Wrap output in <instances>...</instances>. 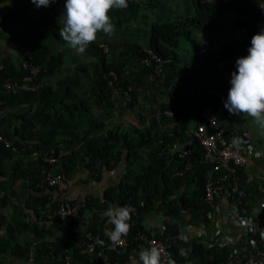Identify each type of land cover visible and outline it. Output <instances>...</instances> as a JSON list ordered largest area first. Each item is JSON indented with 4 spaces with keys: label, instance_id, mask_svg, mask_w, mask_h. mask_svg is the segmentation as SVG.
Segmentation results:
<instances>
[{
    "label": "trees",
    "instance_id": "16d2710c",
    "mask_svg": "<svg viewBox=\"0 0 264 264\" xmlns=\"http://www.w3.org/2000/svg\"><path fill=\"white\" fill-rule=\"evenodd\" d=\"M156 1L127 0L126 8L111 10L114 34L99 33L96 41L83 54H78L66 49L64 43L55 48L54 38L58 36L51 35L52 29L58 35L59 28L63 27L61 2L64 4L65 0H55L48 7L41 6L37 16L25 10L28 9L25 4L31 0H0V6L10 3L8 16H17L26 27L18 38L24 48L23 55L19 59L9 55L0 59V134L12 144L5 147L0 143V208L5 204L7 193L12 192L11 186L16 179H22L31 188L30 208L34 219L29 224L34 238L30 243L34 241L36 246L29 264H43L45 260L51 262L54 259L56 264H90L98 254L106 257L107 264H125L124 259L132 251H138L135 235L137 230L144 228L141 222L150 209L162 216L161 238L164 239L172 236L182 223L197 224L211 219L208 214L212 206L205 202L203 195L212 164L205 158L204 148L191 131L205 122L209 114L218 111L217 102L207 93V87L228 94L229 88L213 83L212 75L219 71L218 64L224 60L235 71L237 58L248 54L251 37L264 29V9L259 6L264 0H189L187 5L184 4L183 15L169 21L149 22L145 18L146 12ZM20 9L22 17L18 15ZM224 10L237 15L233 27L244 30L243 37L227 35L217 42L211 39L206 46L196 47L195 54L191 55L186 44L197 41L192 30L220 29L222 26L214 14ZM138 15L148 25L145 47L165 60L159 74L154 72L152 65L141 63L145 52L140 44L117 36L116 30L132 19L137 20ZM104 42L108 46L106 51L99 46ZM192 58L207 67L202 69L205 84L193 91L194 99L201 105L208 103L211 108L207 116L198 115L194 121L184 109L183 86L170 87L173 81L183 78L177 70L178 62ZM154 92L168 97L169 102H160L158 112L150 106L149 119H142V126L129 132V128L116 118L123 109L132 110L137 98L151 101ZM112 119L117 122L110 125L108 121ZM232 128L234 126L230 124L229 129ZM235 138L242 145V138L239 135ZM13 147L20 149L21 154L13 151ZM32 151L36 152L35 156L30 155ZM145 153L149 155L148 161ZM44 156L56 160L48 162ZM76 167L86 169L94 181L100 180L104 169H123L119 183L106 191L105 196L118 206L135 209L129 221L131 230L126 236L129 244L124 250L107 247L112 241L104 234V229L113 226L105 219L99 220L96 213L90 216L91 225L81 228L85 223L84 212L99 207L94 198L79 201L78 217L62 219L51 213V217L39 218L40 209L55 189L47 184L35 186L40 175H44L41 171L45 169L60 175L68 184ZM237 174L240 193L236 195L235 203L242 206L243 202L250 210L260 194L258 180L254 177L247 182L242 168ZM77 200L57 197L51 207L55 210L61 203L71 205ZM173 219L179 222L172 223ZM4 221L0 212V223ZM221 224L218 221V225ZM17 226L24 227L26 223L18 220ZM63 226L70 233L51 240L52 228ZM87 233L98 235L105 244L95 247L92 253L84 252ZM184 245H173L175 262L186 259L179 254ZM188 245L187 260L191 264H226L232 251L231 245L208 246L199 237H191ZM10 249L13 255H27L21 251L11 228L5 238L0 237V260Z\"/></svg>",
    "mask_w": 264,
    "mask_h": 264
},
{
    "label": "built area",
    "instance_id": "2783aa9c",
    "mask_svg": "<svg viewBox=\"0 0 264 264\" xmlns=\"http://www.w3.org/2000/svg\"><path fill=\"white\" fill-rule=\"evenodd\" d=\"M214 1V0H207ZM99 46L105 51L108 49L107 44L100 43ZM145 56L141 59V63L147 66H153L154 72L159 74V70L164 63V59L159 57L150 49H143ZM35 70V69H33ZM207 93L214 97L217 104V113L209 114L206 121L199 123L197 127L191 131L199 140L204 148V156L212 164V170L208 174L206 181L205 194L203 198L207 204L212 206V210L208 216L211 218L202 223H182L177 231L168 238H161L163 230L144 227L136 232L135 240L137 242L138 251L156 246L162 248L165 253L172 254L174 244L185 245L182 247L186 250L183 255L184 261H177L176 264H191L187 260L189 242L191 236L189 230H193V237H199L209 245H231L232 251L226 264H264V175L260 177L258 188L261 190V196L258 202L250 210L242 203L238 206L235 203L236 195L239 191V176L237 170L243 166L249 165L253 160L264 159V151L257 149L254 144L245 140L243 149L236 145L237 130L229 129V125L233 120L248 117L246 115L231 114L224 107V101L227 94L222 93L211 86L206 89ZM250 118V117H249ZM252 119V118H251ZM251 126L256 129H262L257 122L252 119ZM0 143L5 147H11L10 141L0 134ZM13 151L21 154V150L13 147ZM31 156H35L36 152L32 151ZM48 162H54L56 158L52 156H44ZM264 169V162L262 163ZM44 175H40V179L36 182V187H43L44 184L55 187L50 200L39 211V218L51 217L52 214L59 215L64 219L68 216L78 217L79 201L68 205L61 203L55 210L51 207L52 201L57 197H61L67 188V183L60 175H53L50 171L43 169ZM213 173L216 176L213 177ZM216 199L224 201V208L219 209L216 205ZM221 215H219V212ZM226 217L228 220H224ZM221 221V226L218 225ZM87 242L83 249L84 252L92 253L98 245L105 244L98 235L86 234ZM128 237H122L119 243H110L107 247L115 250H124L128 244ZM188 243V244H187ZM36 243H33L30 256L33 255ZM243 251H241V249ZM167 259V256L165 257ZM175 260V259H174Z\"/></svg>",
    "mask_w": 264,
    "mask_h": 264
},
{
    "label": "crops",
    "instance_id": "0c3cea01",
    "mask_svg": "<svg viewBox=\"0 0 264 264\" xmlns=\"http://www.w3.org/2000/svg\"><path fill=\"white\" fill-rule=\"evenodd\" d=\"M188 3L189 0H162L161 2L157 0L155 2V5L152 4L148 8L145 18L149 22L155 20H159L162 22L169 21L175 16L183 15L185 13L184 4L187 5ZM1 5L2 10L3 8H6L9 13V8L11 6L10 3L6 2ZM25 5H27L28 7V9H25L26 11L29 10L30 13L37 16V13L39 12V8L41 6L34 11L31 9V5L34 6L35 4H33L32 2H28ZM19 13L20 14L18 15L22 17L21 9ZM214 15L216 16V19L218 18L219 25L222 27H220V29L204 32L196 31L195 29L192 30V36L197 41L193 42V44H186V46L190 47L189 53L191 55L195 54L194 49L196 47L202 45L206 46L211 39L217 42L218 39L222 41L227 35L235 36L238 39H241L243 37L245 31L242 29L236 30L233 27V21L238 18L235 13L229 10H224L223 12ZM9 16L20 21L17 16ZM137 18V20L132 19L131 22L126 24V26L119 27L120 32L119 30H116L117 36L124 34L125 37L123 38L131 39L137 44H140L141 42L145 43L147 34L145 32L148 31V25L145 24L141 19H139V15L137 16ZM25 29L26 27L22 25V30ZM51 33L52 36H58L55 29H52ZM190 61L187 60L178 62L177 70L180 71V73L183 75V78H180L179 81H173L172 86L170 87L173 88V85L175 84L183 86L182 99L185 103L184 109L191 116V121H194L195 117H197L198 115L204 117L207 116L210 113L211 108L210 105L206 102L205 104L201 105L198 100L194 99L195 95L193 93L195 89L200 88L205 84L206 77L202 72V69L207 67L206 65H201L202 63L199 64L198 60L195 58H192ZM69 65L70 67L73 66L72 63H69ZM217 70L219 71H216V73L212 75L213 83H221L223 86L226 85L228 88H230L231 73L234 71V69L229 68V66H227V61L224 60L220 64H218ZM162 101L169 102V98L163 96L162 94H158L157 92H154V95L151 97V101H146L143 98H137L134 102L135 107L132 110L123 109L122 114L116 119L118 121H122L126 125V127L129 128V132H133L135 127L142 126L140 122L142 119H145L146 121L149 119L151 115V110L149 109L150 106H153L156 112H158L159 103ZM204 101L208 102L207 99H204ZM116 119H112L108 121V123L112 125L117 122ZM251 123L252 121L248 120L247 118H242L240 120H236L234 125L239 131L249 132V134L253 135L255 139H259L261 144L260 147L264 148V131L254 128L253 126H251ZM144 157L147 161L149 160L148 153H145ZM6 165L9 166V162H7ZM122 170L123 169L121 167H116L115 169L113 168L111 170L104 169L102 171L101 178L98 181H94L90 173L84 168L76 167V169H74V171L71 173V178L67 184V188L61 195L62 198L66 199L67 201L78 199L80 201L83 200V202L88 199V201H91V199L94 198V201H98L99 203L98 208L92 207V211L86 210L84 212L83 218L85 223L81 226V228H85L91 225L90 216H93V213L97 214L99 220L105 219V221H107V217L104 215V213L108 209L109 205H112L114 207L118 206L116 202L108 199L105 196V193L109 189L115 188V186L119 183L121 179L120 173ZM262 172L263 169L260 162H255L254 165H248L242 169V174H244L247 182L253 179L255 176L262 174ZM11 188L13 189L12 192L7 193L5 204L0 208V212H2L5 218V221L3 223H0V237L5 238L7 232L11 228L15 234L21 251L24 253V255H27H13V253H11L12 249H10L8 250L9 253H7V255L0 260V264H29L30 262H32L30 250H32V246L34 243V241L30 243L34 238V233L30 229L29 224L34 219V212L30 208V204L32 203V190L29 186L25 185V181H23L22 179H16L12 183ZM184 217H187V215H184ZM223 219L228 220L227 217L226 219L225 217ZM18 220L26 223V226L18 227ZM175 222L178 223L179 220L173 219L172 223ZM141 223L144 227L147 228L149 227L160 230L164 228L161 214H159L157 211H154V209H150V211L145 214L144 219ZM67 233H70V230L68 232L67 227H53L50 235L51 240H54V238L62 234H65L67 236ZM188 233L191 237H193V230H189ZM138 252L139 251H132V253H130V255L124 259L125 264H131V258L134 256L138 260ZM43 264H56V261L55 259L51 262L45 260ZM90 264H107L106 257L102 254H98L95 256L94 260L90 261Z\"/></svg>",
    "mask_w": 264,
    "mask_h": 264
},
{
    "label": "clouds",
    "instance_id": "9594fccd",
    "mask_svg": "<svg viewBox=\"0 0 264 264\" xmlns=\"http://www.w3.org/2000/svg\"><path fill=\"white\" fill-rule=\"evenodd\" d=\"M31 2L37 7H48L55 0H31ZM127 6V0H65L61 21L63 27L59 28V35L70 48L78 54H83L88 46L96 41L99 33L102 32L108 36L114 34L115 26L109 13L113 9H123ZM259 6L264 9V4H259ZM142 49L149 48L144 46ZM247 52L246 56L239 57L235 61L236 70L231 73V87L228 94L225 93L227 99L224 101V107L231 114L248 116L245 118L250 121L253 119L264 129V29L251 37ZM236 120H233L232 124L237 130V135L243 140L242 145H239L236 140V145L243 149L244 141L247 140L253 143L255 148L264 151V148L260 147L259 139H255L249 132L239 131L235 127ZM255 162H260L262 166L264 159H255L249 165H254ZM244 167L246 166L241 168ZM263 175L264 169L262 174L256 176L258 182H260V177ZM238 182H240V177ZM259 192L260 197V189ZM221 203H223L222 206H220ZM218 204L220 210L222 207L224 208L223 200L219 201ZM134 211L135 209L131 206L114 207L109 205L104 215L107 217V223L113 227H105L104 234L110 241L119 243L122 241V237L128 235L131 230L129 221ZM221 212H219V215H221ZM179 254L181 256L185 255L186 250L179 249ZM137 255L138 260L135 256L132 257L131 264H176L170 254L165 253L162 248L156 246L143 249ZM166 256L167 259H165Z\"/></svg>",
    "mask_w": 264,
    "mask_h": 264
},
{
    "label": "rangeland",
    "instance_id": "374dc122",
    "mask_svg": "<svg viewBox=\"0 0 264 264\" xmlns=\"http://www.w3.org/2000/svg\"><path fill=\"white\" fill-rule=\"evenodd\" d=\"M61 7L64 8L63 2H61ZM37 7L36 5H31L32 10H36ZM8 13V10L6 8H3L2 10V5L0 6V59L3 56H10L12 59H19V56L21 57L23 55L24 48L22 46V43L19 41V33L22 32V24L18 19H13V17H6ZM135 27V26H134ZM52 38V36H50ZM124 34L118 36L119 39H122ZM59 42V43H58ZM65 44L66 49L69 47L66 42H64L61 38V36L58 34V38H54V45L55 48L60 44ZM147 43L145 41L141 42V46H145ZM70 50L72 48L69 47ZM84 59H90L84 57ZM93 58H91L92 60ZM67 72V71H65ZM57 77V76H55ZM254 179H257L256 176Z\"/></svg>",
    "mask_w": 264,
    "mask_h": 264
}]
</instances>
